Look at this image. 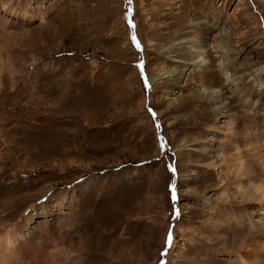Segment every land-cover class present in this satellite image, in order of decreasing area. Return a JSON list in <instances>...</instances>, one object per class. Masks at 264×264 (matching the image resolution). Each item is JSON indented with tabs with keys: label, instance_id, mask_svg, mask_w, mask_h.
<instances>
[{
	"label": "rangeland",
	"instance_id": "1",
	"mask_svg": "<svg viewBox=\"0 0 264 264\" xmlns=\"http://www.w3.org/2000/svg\"><path fill=\"white\" fill-rule=\"evenodd\" d=\"M0 12L15 32L0 34V234L66 195L67 219L44 217L36 238L54 256L53 237L71 250L87 231L89 264H191L208 246L224 264L248 233L240 215L259 221L264 206L219 205L236 184L207 163L237 139L264 185L246 146L259 130L263 159L264 0H0Z\"/></svg>",
	"mask_w": 264,
	"mask_h": 264
},
{
	"label": "bare ground",
	"instance_id": "2",
	"mask_svg": "<svg viewBox=\"0 0 264 264\" xmlns=\"http://www.w3.org/2000/svg\"><path fill=\"white\" fill-rule=\"evenodd\" d=\"M8 4H5L4 2V11H15L14 8L10 9V6ZM43 17L44 14H40L39 12V18L43 20ZM11 27V19L4 21L2 19V16H0V34L2 32L1 29H5L7 34L10 36V40L13 38V36H15V32L11 30ZM218 44L223 43L218 41ZM194 47L195 46L193 45L192 48ZM7 51L11 60V72L15 74L16 65L13 51L12 49H8ZM173 71V69L169 70L167 71V74L169 75L170 73H173ZM154 79L155 78H151V80ZM225 108H227L226 112L229 113L227 114L226 119L223 120L222 125L226 127L225 131L228 132L233 128L231 124L237 123L238 120L237 118L233 117L235 116L234 113H230L232 107H228L226 105ZM260 134L261 133L259 130L258 132H250V135L248 134L249 141H247L246 146L248 155L253 159V161L257 163L261 171L264 173V156L262 159V156H260L259 154L261 152L260 149L257 151L255 149L256 145L252 146L253 143L251 144L253 138L259 139V137L261 136ZM207 147L208 146H204V149H207ZM218 147L215 149L216 159L211 160L207 163V165L208 167H210V169L217 168L220 177H226L229 179L231 174V178H234L236 184V187L234 188L235 190L231 191L230 187H228V189L226 187L228 191H222L221 196L218 197L220 200L219 205L223 206L224 202H227L232 197L237 198V195L240 194L242 195L241 200L244 203H254V201L258 200L260 201V204L264 206V185L254 179L255 173L252 166L249 163L243 161L241 156L242 150L240 148L239 142H237V139H228L227 143H219ZM260 147L262 152L264 153L263 141L260 142ZM231 151L234 152L230 153ZM219 160L222 162H220ZM242 175L247 176V179L243 180L241 177ZM60 203L61 205L58 207V209H55L56 207L50 208L47 204L43 206H37L36 204L32 205L25 218L21 219V221L15 226L7 229L4 233L0 234V264H89L92 262V249L89 246L86 249V259L84 262L83 258H81L82 253L79 244L80 240L83 237L93 236V232L89 233L87 231H82V233L79 234L76 238L77 242L74 241V245H72V243L70 244V246L74 247V249L71 248V250H68V248L66 247L65 243H67V241L64 236H61V238L53 237V243L57 248V256H54L45 248L44 240H37L38 233L40 231H43L41 224L43 223L42 219L44 217H49V219H51L53 215L57 214L63 215V217L67 219V216H65L66 211L64 209L67 208L69 210L71 207L69 208V206H67L66 195H64L56 205ZM240 217V219H250L248 225V233L244 239L238 241V244H236V246L234 245L235 250L228 251L227 255L223 258H220L218 262L224 264H264V211L263 215L257 218L259 219V221H256L250 214H247L246 218L243 217V214H241ZM180 227L181 225L178 224L177 232L182 231ZM207 249V256H202L198 260L191 258L189 260L190 263L213 264L214 260H216L217 258L212 255V252L215 250L209 246L207 247ZM56 257L57 259H55Z\"/></svg>",
	"mask_w": 264,
	"mask_h": 264
},
{
	"label": "snow or ice",
	"instance_id": "3",
	"mask_svg": "<svg viewBox=\"0 0 264 264\" xmlns=\"http://www.w3.org/2000/svg\"><path fill=\"white\" fill-rule=\"evenodd\" d=\"M135 39H136L135 36H133V40H135ZM137 47H139V44H137ZM141 68H142V65H141ZM171 240H172V237H171V234H170L169 237H168L169 245L171 244Z\"/></svg>",
	"mask_w": 264,
	"mask_h": 264
}]
</instances>
